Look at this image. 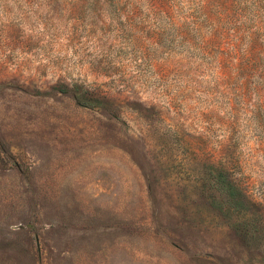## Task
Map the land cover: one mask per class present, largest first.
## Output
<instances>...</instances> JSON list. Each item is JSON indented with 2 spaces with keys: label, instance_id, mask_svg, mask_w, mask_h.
<instances>
[{
  "label": "rangeland",
  "instance_id": "1",
  "mask_svg": "<svg viewBox=\"0 0 264 264\" xmlns=\"http://www.w3.org/2000/svg\"><path fill=\"white\" fill-rule=\"evenodd\" d=\"M0 264H264V0H0Z\"/></svg>",
  "mask_w": 264,
  "mask_h": 264
},
{
  "label": "trees",
  "instance_id": "2",
  "mask_svg": "<svg viewBox=\"0 0 264 264\" xmlns=\"http://www.w3.org/2000/svg\"><path fill=\"white\" fill-rule=\"evenodd\" d=\"M80 102V101H79ZM82 103V102H80ZM218 182L220 184L221 191L223 192V195L228 199H234L236 195L241 196V193H239L232 185V183L223 177L222 174H218Z\"/></svg>",
  "mask_w": 264,
  "mask_h": 264
}]
</instances>
